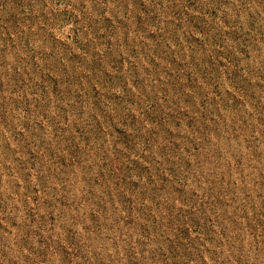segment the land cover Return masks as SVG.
Here are the masks:
<instances>
[{
  "label": "rangeland",
  "instance_id": "374dc122",
  "mask_svg": "<svg viewBox=\"0 0 264 264\" xmlns=\"http://www.w3.org/2000/svg\"><path fill=\"white\" fill-rule=\"evenodd\" d=\"M0 264H264V0H0Z\"/></svg>",
  "mask_w": 264,
  "mask_h": 264
}]
</instances>
